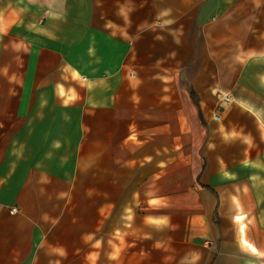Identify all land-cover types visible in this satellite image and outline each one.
<instances>
[{"label":"crops","instance_id":"0c3cea01","mask_svg":"<svg viewBox=\"0 0 264 264\" xmlns=\"http://www.w3.org/2000/svg\"><path fill=\"white\" fill-rule=\"evenodd\" d=\"M0 264H264V0H0Z\"/></svg>","mask_w":264,"mask_h":264},{"label":"trees","instance_id":"16d2710c","mask_svg":"<svg viewBox=\"0 0 264 264\" xmlns=\"http://www.w3.org/2000/svg\"><path fill=\"white\" fill-rule=\"evenodd\" d=\"M192 95H193V98H194L195 102H197V103H198V99H197V96H196V94H195V92H194V91H192Z\"/></svg>","mask_w":264,"mask_h":264},{"label":"built area","instance_id":"2783aa9c","mask_svg":"<svg viewBox=\"0 0 264 264\" xmlns=\"http://www.w3.org/2000/svg\"><path fill=\"white\" fill-rule=\"evenodd\" d=\"M16 211H17V208L14 207V208L12 209V212H16Z\"/></svg>","mask_w":264,"mask_h":264}]
</instances>
